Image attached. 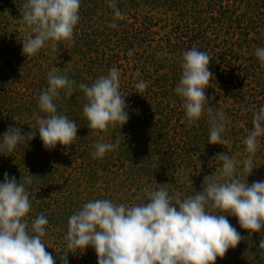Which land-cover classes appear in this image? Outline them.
<instances>
[{"label": "rangeland", "instance_id": "obj_1", "mask_svg": "<svg viewBox=\"0 0 264 264\" xmlns=\"http://www.w3.org/2000/svg\"><path fill=\"white\" fill-rule=\"evenodd\" d=\"M23 3L0 0V134L9 126L26 132L44 115L38 97L53 68L76 85H90L117 68L129 106L127 123L96 134L87 128L83 92L74 87L68 97L61 89L53 101L57 112L79 127L71 147L57 144L46 150L37 135L27 146L19 144L11 154L0 155V183L5 172L21 182L28 174L34 176L26 185L32 207L25 219L30 223L39 214L48 218L42 242L54 258L56 251H67V220L86 202L144 203L145 188L194 195L207 175L221 170L217 155L227 153L241 161L248 155L245 129H252L253 111L264 105V67L254 54L264 47V0H116L122 20L114 17L108 0H81L73 38L61 42L59 53L46 44L31 56L22 53L29 34L20 13ZM191 48L210 57L214 79L205 94L214 97L209 102L214 111L225 114L221 135L226 144H208L207 105L201 118L189 124L174 91L183 53ZM140 81L147 83L143 91L135 88ZM118 139L115 150L93 158L96 143ZM253 167L246 177L239 164V178L246 177L249 184L264 181V136L258 138ZM227 219L244 238L215 264H264V250L258 247L264 229L249 233L236 217ZM68 261L97 264V257L86 247L69 252Z\"/></svg>", "mask_w": 264, "mask_h": 264}, {"label": "clouds", "instance_id": "obj_2", "mask_svg": "<svg viewBox=\"0 0 264 264\" xmlns=\"http://www.w3.org/2000/svg\"><path fill=\"white\" fill-rule=\"evenodd\" d=\"M80 6L81 0H24L20 13L29 34L22 43L23 55H35L46 44L59 53L61 42L73 38ZM108 6L117 20L124 19L116 0H108ZM111 26H117L115 20ZM254 54L264 67V47H257ZM209 62L204 51H184L182 73L174 91L183 101L189 124L201 118L207 105L208 144L223 145L227 143L221 135L225 114L214 111L209 103L214 97L205 94L214 79ZM47 85L38 97V108L44 115L37 116L26 132L9 126L0 134V155L11 154L19 144L27 146L37 135L46 150L55 149L57 144L71 147L79 127L75 120L57 112L53 101L61 89L68 97L73 95L74 87L83 92L87 128L96 134L107 131L110 125L119 124L121 128L129 120V106L120 91V73L115 67L90 85H76L53 68ZM135 88L143 91L147 83L140 81ZM251 123L252 129H245L243 138L248 155L242 161L227 153L217 155L222 161L221 170L207 175L201 190L194 195L183 197L178 192L169 194L165 188H145L148 199L144 203L116 204L109 199L86 202L68 218L67 251H56V258L42 242L48 218L39 214L30 223L25 219L32 207L26 185H31L34 176L28 174L21 182L5 172L0 183V264H56L57 260L59 264H69L68 253L81 249L83 252L86 247L94 249L97 264H215L217 257L223 258L229 248H235L244 238L228 216L236 217L239 227L249 233L264 229V181L246 182L254 169L258 138L264 136V105L253 111ZM120 143L119 139L114 143L98 142L91 155L102 158ZM241 163L246 173L244 180L237 174ZM258 247L264 250V236Z\"/></svg>", "mask_w": 264, "mask_h": 264}]
</instances>
